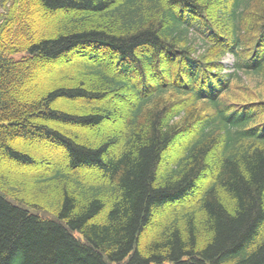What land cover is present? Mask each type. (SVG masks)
<instances>
[{
    "label": "trees",
    "instance_id": "1",
    "mask_svg": "<svg viewBox=\"0 0 264 264\" xmlns=\"http://www.w3.org/2000/svg\"><path fill=\"white\" fill-rule=\"evenodd\" d=\"M0 264H264V0H0Z\"/></svg>",
    "mask_w": 264,
    "mask_h": 264
},
{
    "label": "rangeland",
    "instance_id": "2",
    "mask_svg": "<svg viewBox=\"0 0 264 264\" xmlns=\"http://www.w3.org/2000/svg\"><path fill=\"white\" fill-rule=\"evenodd\" d=\"M197 34V31L195 32ZM199 33V32H198ZM234 63V58L229 55L224 59V64L228 65V66H232Z\"/></svg>",
    "mask_w": 264,
    "mask_h": 264
}]
</instances>
